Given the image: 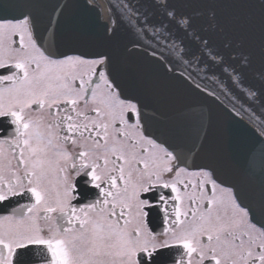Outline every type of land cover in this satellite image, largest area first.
<instances>
[{"label":"snow or ice","instance_id":"1","mask_svg":"<svg viewBox=\"0 0 264 264\" xmlns=\"http://www.w3.org/2000/svg\"><path fill=\"white\" fill-rule=\"evenodd\" d=\"M64 7H53L47 36L31 14L0 22V206L10 208L0 215V264L29 255L30 264H264L256 209L217 183L227 142L206 149L202 115L193 148L214 160L190 171L187 155L146 134L143 105L121 98L111 53L56 58ZM121 8L152 37L145 51L190 92L230 99L237 116L249 112L235 108L241 97L255 104L259 115L247 122L264 143V0H123ZM81 184L93 199L82 200Z\"/></svg>","mask_w":264,"mask_h":264},{"label":"water","instance_id":"2","mask_svg":"<svg viewBox=\"0 0 264 264\" xmlns=\"http://www.w3.org/2000/svg\"><path fill=\"white\" fill-rule=\"evenodd\" d=\"M122 3L123 0H103L101 20L99 11L86 0H0V19L31 14L37 21V32L47 36L44 29L49 26V16L55 15L53 7L66 5L58 15L59 23L54 25L56 57L74 54L98 58L97 53H111L121 97L143 105L146 134L165 143L170 150L187 155L190 167L198 168L195 165L214 160L210 151L197 153L193 148L201 132V116L207 117L206 149L223 141L228 145L226 158L214 163L216 179L232 189L238 203L256 209L250 219L261 226L264 216L259 211V193L264 187V143L253 130L255 125L247 122L253 110L259 115L257 106L241 97L235 108L240 109L243 104L249 112L237 116L230 99L212 100L197 95L171 78L161 62L145 51L154 41L150 35L142 37L139 26L132 27L121 8ZM109 27L113 33L106 40ZM134 41H139L140 47L133 48ZM190 71L196 75L195 70ZM207 83L210 88L216 87L211 81Z\"/></svg>","mask_w":264,"mask_h":264},{"label":"flooded vegetation","instance_id":"3","mask_svg":"<svg viewBox=\"0 0 264 264\" xmlns=\"http://www.w3.org/2000/svg\"><path fill=\"white\" fill-rule=\"evenodd\" d=\"M9 20H12V19H9ZM2 21L3 20H0V22H2ZM13 39H18V38L17 37H13ZM14 46L18 47V44L14 45ZM71 56H76V55H71ZM63 58L64 57H60V58H57V59H63ZM82 59H85V58H82ZM92 59H97V58H88V59H85V60H92ZM86 70H87L86 67H82L81 68V71H86ZM189 170L190 171H199V168L189 167ZM219 186H220V188H227V187H225L223 185H220V184H219ZM218 194L219 195H226L225 193H220L219 189H218ZM81 196H82V200L84 202H86L88 199H93L94 198V197H91V196L87 195V189H86V187L83 184H81ZM20 202L21 203H25L26 201L21 200ZM16 206L17 205L15 203H13L12 207H16ZM9 211H10V208L9 209H5L3 206H0V215H7ZM148 219L150 221V227L152 228V230L159 231L162 228V220L159 218V216L157 214V211H150V215H149ZM33 259L34 258L31 255H29L28 257H25L26 264H30V262ZM163 260H164V262L166 264L167 257L163 258Z\"/></svg>","mask_w":264,"mask_h":264},{"label":"bare ground","instance_id":"4","mask_svg":"<svg viewBox=\"0 0 264 264\" xmlns=\"http://www.w3.org/2000/svg\"><path fill=\"white\" fill-rule=\"evenodd\" d=\"M89 6L99 11V18L102 20V12L104 9L103 0H86Z\"/></svg>","mask_w":264,"mask_h":264}]
</instances>
